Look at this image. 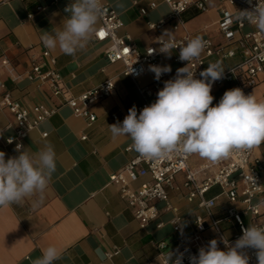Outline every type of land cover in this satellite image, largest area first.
<instances>
[{
    "label": "crops",
    "instance_id": "1",
    "mask_svg": "<svg viewBox=\"0 0 264 264\" xmlns=\"http://www.w3.org/2000/svg\"><path fill=\"white\" fill-rule=\"evenodd\" d=\"M105 1L123 21L118 33L128 34L140 49L155 44L166 30L174 35L182 32L173 31L169 24L159 30L148 28L147 21L157 22L168 14V11L164 13L157 7L150 9L148 5L154 0H122L124 10L115 7L117 0ZM71 2L59 0L37 10L38 0H0V95L4 91L10 92L25 108L37 104L58 106L53 115L29 133L22 148L34 154L51 144L56 151L57 170L42 201L34 196L27 198L22 205L0 207V264H32L42 255V249L49 245L63 250L62 259L55 264H160L153 242H172L177 237L178 234L167 223L171 213H161L160 219L164 222L161 228H156L155 222H152L141 229L131 208L120 197L117 186L108 182L109 175L136 153L130 138L114 139L108 127L120 122L112 118L113 114L125 117L133 105L137 108L141 104L134 83L122 74L120 63L106 61L105 46L93 39L74 57L63 54L59 48L49 50L39 39L44 31L52 32L62 27L69 15L65 8ZM140 7L148 8L146 15L140 14ZM222 8L234 11L232 6L219 0H208L204 12L186 11L183 17L187 25L198 16L205 15V20L192 27L186 25L187 29L194 36H208L215 43H223L225 40L218 23ZM43 50H48L56 58V67L69 96H78L106 79H113L115 87L110 96L101 99L92 108L96 120L91 125L61 104L59 99L52 97L47 88L38 87L24 78L33 58H38ZM172 56L173 52L170 58L165 55L164 65L173 67ZM3 59L8 61V65L2 64ZM216 61L211 58L208 63ZM233 61L235 59L228 62ZM17 74L21 77L14 80L11 75ZM138 81L149 82L150 76L145 74ZM163 87L164 82L160 90ZM230 89H233V83L225 82L212 94L214 100L219 102L224 92ZM157 93L151 98V103L157 99ZM252 94L264 101V74ZM10 124H13L12 114L0 106V151L5 153L6 159L19 155L4 141L12 132L8 127ZM42 132H47V135L42 136ZM127 146H130L129 150H126ZM253 156L264 161L261 145L254 148ZM203 161L205 159L198 155H192L189 165L195 168ZM145 179L140 178L131 186L137 188ZM182 182L183 175L178 174L175 183L180 190L170 191V199L184 218V232L190 234L194 216L202 210L197 208L196 202H188L184 198ZM218 193L219 188L213 187L206 197ZM225 206V198L220 196L215 210L218 217L223 215ZM260 219L264 220V215ZM221 226L227 236L234 232V228L225 222ZM206 235L211 240L215 239L210 228ZM115 248L117 253L105 258L104 254Z\"/></svg>",
    "mask_w": 264,
    "mask_h": 264
},
{
    "label": "built area",
    "instance_id": "2",
    "mask_svg": "<svg viewBox=\"0 0 264 264\" xmlns=\"http://www.w3.org/2000/svg\"><path fill=\"white\" fill-rule=\"evenodd\" d=\"M58 1L38 0L35 7L40 10ZM162 1L168 8L167 16L157 22L147 21L148 28L159 30L169 24L173 31L181 30L180 35H175L177 44H183L195 37L187 29L183 15L190 9L204 12L207 9L208 0ZM219 2L234 8L233 12L225 8L221 9L218 23L225 41L215 43L210 37L203 36V39L207 41V46L200 57L192 61L189 67L195 72V78L199 79L201 78L200 72L208 67L209 59L222 61L225 67L224 75L221 80L213 84L211 94L225 82H232L233 89L240 88L245 95L252 94L260 81V76L264 74V33L246 21L236 20L235 17L238 15L237 11L252 10L257 0H251V4L249 0H219ZM261 2L264 3V0ZM102 3L105 15L99 21L93 40L105 46L106 61L110 64L120 63L122 74L134 83L141 98V104L137 106V110L140 111L151 104V98L155 97L162 83L173 79L176 70L186 66L187 62L180 61V49H174L171 58L172 71L163 74L157 81L154 78L155 74L149 71V66H164L165 54L158 51L161 45L157 42L161 36L156 39L155 44L143 49L138 48L128 34L118 33L123 27V21L116 10L105 0H102ZM148 7L154 9L157 3L150 2ZM147 11L146 7L139 9L141 15H146ZM28 17H31V14H28ZM151 51L152 53L149 54ZM232 59L235 61L229 63L228 61ZM2 64L8 65V61L3 59ZM131 68L134 71L130 72ZM145 74L150 76V81L140 83L139 78ZM11 77L15 80L21 75H11ZM24 78L36 83L38 87L47 88L52 97L59 99L60 103L68 106L75 115L82 117L87 125H91L96 120V114L92 110L93 106L101 99L110 96L115 87L113 79L109 78L78 96H69L56 67V58L48 50H43L38 58H33L31 67L24 74ZM217 103L213 100V106ZM0 106L5 107L13 116V124L8 126L12 132L4 138V141L15 151L18 144L23 148V142L29 133L58 109L56 105L45 104L25 108L8 91L0 95ZM112 118L122 123L125 117L121 114H113ZM46 135L47 132H42V136ZM82 138L85 139V136ZM261 147L264 150V143ZM129 149L130 146H127L126 150ZM253 152L254 149L237 152L229 159L215 164L205 160L195 168L189 165V158L192 155L174 153L163 159L147 160L135 153L121 168L109 175L108 182L117 186L120 197L131 208L141 229H145L152 222H155L156 228H161L164 225L160 219L161 213H171L167 223L178 235L172 242L165 240L153 242L157 257L160 264H169L167 259L169 251L183 253V264H190L189 257L198 255L199 248L206 247L211 240L206 235L208 228L213 230L218 247L221 250H227L224 240H227L229 244H234L242 236L243 228L249 225L264 227V220L260 219L264 215V210H262L264 206V161L254 157ZM178 174L183 175L184 198L188 202H196L197 208L202 210L201 213L195 214L190 234L184 232V218L177 212L170 199V191L180 190L175 183ZM250 176L254 177L255 183L248 179ZM140 178L146 179L137 188H133L131 183ZM213 187H218L219 193L207 198L206 193ZM220 196L225 198L226 206L223 209V215L218 217L215 210ZM222 222L234 228L231 235L225 234L221 226ZM117 251L115 248L113 251L106 252L105 258L112 257ZM246 251L249 264H257L256 250Z\"/></svg>",
    "mask_w": 264,
    "mask_h": 264
},
{
    "label": "clouds",
    "instance_id": "3",
    "mask_svg": "<svg viewBox=\"0 0 264 264\" xmlns=\"http://www.w3.org/2000/svg\"><path fill=\"white\" fill-rule=\"evenodd\" d=\"M115 7L124 10L125 5L122 0H117ZM65 12L69 15L62 27L52 32L44 31L39 39L49 50L59 48L63 54L74 57L95 36L105 8L102 0H72ZM237 12L236 20L246 21L264 33V3L261 0H257L252 10ZM157 42L161 45L158 51L169 58L173 50L179 48V60L187 64L176 70L173 79L164 82L157 99L143 107L139 114L133 105L122 123L108 125L114 139L130 138L133 150L147 160L179 153L198 155L213 164L264 143V101L234 88L225 91L219 102L212 106L213 84L223 78L225 71L222 61L209 63L200 72L201 78H195L189 65L207 46L202 36L177 44L174 33L166 30ZM149 71L159 81L172 69L170 65H150ZM21 149L18 144L19 155L8 159L0 151V207L22 205L34 196L42 201L57 170L56 151L51 144L34 154ZM248 179L255 183L253 176ZM242 233L234 244L224 240L227 250H221L216 239L210 240L206 247L199 248L198 255L189 257L190 264H249L248 249H255L257 264H264V227L249 225ZM62 255V249L49 245L32 264H55ZM167 259L169 264H183V253L169 251Z\"/></svg>",
    "mask_w": 264,
    "mask_h": 264
},
{
    "label": "rangeland",
    "instance_id": "4",
    "mask_svg": "<svg viewBox=\"0 0 264 264\" xmlns=\"http://www.w3.org/2000/svg\"><path fill=\"white\" fill-rule=\"evenodd\" d=\"M156 3H157V9L159 11H163L164 13H167L168 11V8H167V5L162 1V0H154ZM205 20V15H202V16H198L197 19H194L191 23H189V25H187L185 22V24L189 27H192L194 26L195 24H198L200 21H203Z\"/></svg>",
    "mask_w": 264,
    "mask_h": 264
},
{
    "label": "trees",
    "instance_id": "5",
    "mask_svg": "<svg viewBox=\"0 0 264 264\" xmlns=\"http://www.w3.org/2000/svg\"><path fill=\"white\" fill-rule=\"evenodd\" d=\"M183 19H184V17H183Z\"/></svg>",
    "mask_w": 264,
    "mask_h": 264
}]
</instances>
